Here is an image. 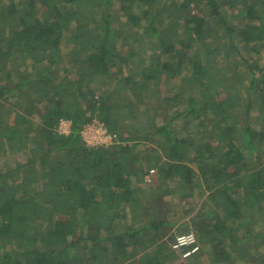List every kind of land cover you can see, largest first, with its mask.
Returning a JSON list of instances; mask_svg holds the SVG:
<instances>
[{
    "label": "trees",
    "instance_id": "obj_1",
    "mask_svg": "<svg viewBox=\"0 0 264 264\" xmlns=\"http://www.w3.org/2000/svg\"><path fill=\"white\" fill-rule=\"evenodd\" d=\"M263 54L264 0H0V264H264Z\"/></svg>",
    "mask_w": 264,
    "mask_h": 264
},
{
    "label": "rangeland",
    "instance_id": "obj_2",
    "mask_svg": "<svg viewBox=\"0 0 264 264\" xmlns=\"http://www.w3.org/2000/svg\"><path fill=\"white\" fill-rule=\"evenodd\" d=\"M263 58H261V60L264 62V54L262 55ZM68 129H69V122H62L60 124V127H59V130L61 133H64V134H67L68 133ZM143 151V148L140 147L138 152H142ZM141 156V155H140ZM15 162V161H14ZM151 174H153L152 171H150V173L148 175H145L144 177V180L146 181L145 184H147L148 179H151L152 176H150ZM140 188L142 190H145L146 188H148V185H140ZM195 194H196V190L194 191ZM168 202V197H165L164 200H163V205L159 204V209L161 210L162 214H161V217H163L164 219H167L171 222V225L166 227L164 230H162V232H164V236L160 239V240H163L165 239L167 242V244L169 246L172 247V244L175 240V238L177 236H180V235H187V234H193L196 238V242H199L198 238H197V234H196V229L195 227L193 226L192 223H190V217L196 215L197 213V210H200L201 211V215L204 213L203 210L199 209L201 208V202H200V199L199 200H196V199H191V209H187L188 213H184V209H182V205H176V206H173L172 207V210L171 211H167L166 208H165V204ZM163 207V208H162ZM148 208V207H146ZM143 210H145L143 208ZM142 210V213H140V216L137 218V219H130L129 218V214L131 213L129 209H127L125 211V214H126V217L128 218H125V220L123 221V227L127 224V222L129 224H131V226L134 228V227H140V226H143V224H145L148 220V216H149V213L146 212V211H143ZM166 210V211H165ZM138 212H141L138 211ZM130 219V220H129ZM119 226L121 227V224H119ZM169 236H171V240H169ZM141 242H149V240L145 239H141ZM80 246V245H78ZM77 246V247H78ZM198 247H199V251L200 252V243H198ZM148 247L147 248H143L141 247L140 244L136 245V251H139V253H143V252H147L148 251ZM186 251L185 250H178L177 251V255H181V257H183V254L185 253ZM201 256L199 258V264H210L208 262V259L202 254V255H199Z\"/></svg>",
    "mask_w": 264,
    "mask_h": 264
},
{
    "label": "built area",
    "instance_id": "obj_3",
    "mask_svg": "<svg viewBox=\"0 0 264 264\" xmlns=\"http://www.w3.org/2000/svg\"><path fill=\"white\" fill-rule=\"evenodd\" d=\"M82 141L86 146H93L102 143H110L112 136L109 135L104 126L98 122L86 125L81 131ZM173 249L185 250L183 257H188L199 250L198 242L193 234L177 236L172 244Z\"/></svg>",
    "mask_w": 264,
    "mask_h": 264
}]
</instances>
